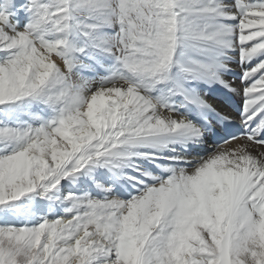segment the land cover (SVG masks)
<instances>
[{
  "label": "snow or ice",
  "instance_id": "obj_1",
  "mask_svg": "<svg viewBox=\"0 0 264 264\" xmlns=\"http://www.w3.org/2000/svg\"><path fill=\"white\" fill-rule=\"evenodd\" d=\"M0 264H264V0H0Z\"/></svg>",
  "mask_w": 264,
  "mask_h": 264
}]
</instances>
